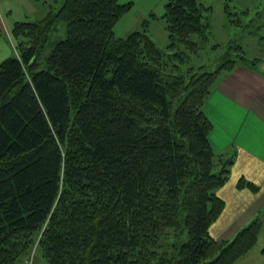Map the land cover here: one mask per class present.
I'll list each match as a JSON object with an SVG mask.
<instances>
[{
	"label": "trees",
	"instance_id": "16d2710c",
	"mask_svg": "<svg viewBox=\"0 0 264 264\" xmlns=\"http://www.w3.org/2000/svg\"><path fill=\"white\" fill-rule=\"evenodd\" d=\"M56 1L13 24L19 53L0 61V264L37 242L49 264H233L262 220L210 234L233 157L212 146L204 102L223 71L261 57L234 39V55L196 65L213 9L200 0H168L165 49L147 30L115 35L130 4ZM59 22L66 37L42 55Z\"/></svg>",
	"mask_w": 264,
	"mask_h": 264
},
{
	"label": "crops",
	"instance_id": "0c3cea01",
	"mask_svg": "<svg viewBox=\"0 0 264 264\" xmlns=\"http://www.w3.org/2000/svg\"><path fill=\"white\" fill-rule=\"evenodd\" d=\"M11 25L0 14V61L17 53ZM257 56L258 68L238 63L223 71L204 102L212 146L233 157L229 178L217 190L225 205L210 234L228 242L255 217L262 220L255 244L233 264H264V47L251 57ZM241 179L255 187L239 186Z\"/></svg>",
	"mask_w": 264,
	"mask_h": 264
},
{
	"label": "rangeland",
	"instance_id": "374dc122",
	"mask_svg": "<svg viewBox=\"0 0 264 264\" xmlns=\"http://www.w3.org/2000/svg\"><path fill=\"white\" fill-rule=\"evenodd\" d=\"M45 1L55 4L56 7L59 3L56 0H0V14L6 22L11 21V26L19 20H37L46 14L43 7ZM120 1L130 5L117 20L114 26L115 35L125 37L135 29L147 30L157 45L165 49L169 37L163 15L168 0ZM200 1L206 5H211L213 9L208 17L210 23L209 40L207 46L201 50V54L194 56L196 65L213 63V67H216L218 57L229 49L228 44L234 39H237L238 43L242 45L248 57L257 54L259 48L264 47V0ZM226 1L231 5L232 13H235L232 16L236 19L239 17L245 26L233 24L228 19L224 9ZM45 5L48 7L49 4ZM66 35L67 25L64 22H59L53 27L42 55L47 54L52 46L58 40L65 38ZM214 44L219 46L213 47ZM228 51L234 55L239 50L229 49ZM37 244L38 242L16 264H49L42 256Z\"/></svg>",
	"mask_w": 264,
	"mask_h": 264
}]
</instances>
